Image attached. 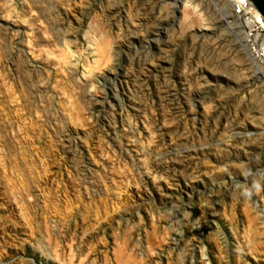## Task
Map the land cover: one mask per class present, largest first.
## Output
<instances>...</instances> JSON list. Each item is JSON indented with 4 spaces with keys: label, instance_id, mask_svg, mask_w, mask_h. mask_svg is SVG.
<instances>
[{
    "label": "rangeland",
    "instance_id": "rangeland-1",
    "mask_svg": "<svg viewBox=\"0 0 264 264\" xmlns=\"http://www.w3.org/2000/svg\"><path fill=\"white\" fill-rule=\"evenodd\" d=\"M225 5L0 0V264H264V81Z\"/></svg>",
    "mask_w": 264,
    "mask_h": 264
},
{
    "label": "built area",
    "instance_id": "built-area-1",
    "mask_svg": "<svg viewBox=\"0 0 264 264\" xmlns=\"http://www.w3.org/2000/svg\"><path fill=\"white\" fill-rule=\"evenodd\" d=\"M232 10L242 30L241 44L264 75V19L262 16L263 22L257 19L259 11L250 3H245L242 8L234 6Z\"/></svg>",
    "mask_w": 264,
    "mask_h": 264
},
{
    "label": "bare ground",
    "instance_id": "bare-ground-1",
    "mask_svg": "<svg viewBox=\"0 0 264 264\" xmlns=\"http://www.w3.org/2000/svg\"><path fill=\"white\" fill-rule=\"evenodd\" d=\"M228 2H229V4L230 5H232V8H234V6H237L238 8H242L243 7V5L245 4V3H249V0H228ZM253 6V5H252ZM222 8V11L225 13V16H226V19L227 20H230V19H234V20H231V21H228L227 23H228V25H229V27L230 28H233V26H235L234 25V23L232 24V21H235L236 23H237V21L235 20V18L234 17H232L231 15H230V13H229V7H228V5H225V6H222L221 7ZM257 9V8H256ZM258 10V9H257ZM259 11V10H258ZM259 13H260V11H259ZM258 12L256 13V15H257V19L258 20H260V21H262L263 19H264V17H263V15L261 14H259ZM263 17V19H262V17ZM263 22V21H262ZM239 25V24H238ZM239 27H240V25H239ZM229 31V30H228ZM241 32H242V30H241ZM237 36V39L238 40H236V41H238V43H239V47L238 48H240V50H244L245 51V55L248 57V59H249V61L251 62V65H252V67L254 68V74L256 75V76H258L259 78H261L262 79V81H264V75L262 74V70H261V67L257 64V63H255L252 59H251V57H250V55L247 53V51L245 50V48L242 46V44H241V42H242V35H240V34H237L236 35ZM242 48V49H241ZM253 61V62H252Z\"/></svg>",
    "mask_w": 264,
    "mask_h": 264
},
{
    "label": "water",
    "instance_id": "water-1",
    "mask_svg": "<svg viewBox=\"0 0 264 264\" xmlns=\"http://www.w3.org/2000/svg\"><path fill=\"white\" fill-rule=\"evenodd\" d=\"M249 3L257 8L264 17V0H249Z\"/></svg>",
    "mask_w": 264,
    "mask_h": 264
}]
</instances>
